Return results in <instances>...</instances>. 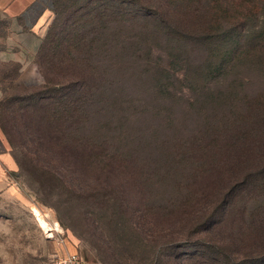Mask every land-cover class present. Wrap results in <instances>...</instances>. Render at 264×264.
Instances as JSON below:
<instances>
[{"label":"rangeland","instance_id":"obj_1","mask_svg":"<svg viewBox=\"0 0 264 264\" xmlns=\"http://www.w3.org/2000/svg\"><path fill=\"white\" fill-rule=\"evenodd\" d=\"M213 1L55 0L33 76L15 85L10 72V93L48 96L44 72L55 67L61 74L88 79V86L90 82L93 86L85 94L87 121L80 120L74 127L79 130L62 132L56 127L58 140L39 142L112 143L143 166L146 176L160 174L157 170L170 163L174 167L181 163L191 173L195 165L191 161L200 158L201 152L208 151L207 159H213L218 151L212 146L237 143L238 149L227 157L217 156L221 163L216 171H210L196 187L207 200L231 175L237 178L246 173L249 163L257 162L260 168L264 164V0H220L219 10ZM213 17H218L217 25L209 23ZM233 18L241 19V24L236 25ZM252 47L260 48L254 57L249 56ZM13 138L17 147L35 143L16 131ZM257 143L263 145L255 147ZM238 151L246 153L244 158L238 157ZM10 152L15 162L23 163L20 147ZM178 152L186 154L188 161L176 157ZM37 158L50 162L44 154ZM16 165L8 172V180L0 181V264H52L62 245L45 237L42 219L58 223L67 249L77 252L82 264H103L80 236L90 229L95 241L102 234L112 242L110 232L105 225L102 232L88 223L84 226L82 217L95 226L100 212L81 206V187L51 192L33 182L36 174ZM59 173L72 178L63 170ZM237 194L234 212L228 215V209L224 214L222 210V219H227L214 229L223 246L231 248L234 239L235 255L250 250L244 248L248 243L264 238L261 231H246L264 219V193ZM212 236L205 230L193 239L217 243L218 238L210 241ZM176 243L170 257H162L165 264H185L197 247ZM177 255L180 259L172 260Z\"/></svg>","mask_w":264,"mask_h":264},{"label":"trees","instance_id":"obj_2","mask_svg":"<svg viewBox=\"0 0 264 264\" xmlns=\"http://www.w3.org/2000/svg\"><path fill=\"white\" fill-rule=\"evenodd\" d=\"M219 1H213L216 8L220 5ZM52 3L55 9V0H52ZM209 21L211 25H217L219 19L213 17ZM233 22L237 25L241 24L242 20L233 18ZM47 37L48 33L41 47ZM259 50L260 48L254 50L253 55L251 52L249 56L254 57ZM237 56L238 54L234 59ZM87 80L77 79L75 73L61 74L58 67H55L51 68L50 72H44V87L50 93L48 96L30 93L16 97L10 93L11 87L7 86L0 101V129L11 150L20 147L23 151V163L18 160L16 162L21 169L37 175L33 182L51 192L59 191V188L80 186L78 191H82L79 192L81 206L100 212V224H90L88 217H82V222L84 226L88 223L96 229H100L101 225L107 226L112 242L102 238V234L95 241L90 229H86L90 239L88 234L80 237L101 256V262L132 264V260L139 259L136 264H165L162 257H170L172 246L176 245V242H186L197 247L190 256L188 255L185 264H264V238L258 239L255 244L248 243L244 248L248 247L250 250L235 255L234 250L238 245L234 239L229 248L223 246L220 235L214 233L217 225L227 219H222L224 210L228 209V215L234 212L232 207L238 192L243 191L244 195L249 196L264 193V164L256 168L259 165H255L257 162L249 163L251 168L242 176L236 178L231 175L213 197L214 200H207L202 193L198 194L196 188L205 175L216 171V166L221 163L219 155L227 157L230 152L238 149L237 143L227 141L229 147L227 145L224 148L212 146L211 149L218 151L214 152L216 155L213 154V159H207L208 151L203 154L201 152L200 158L191 161L195 164L191 173L189 169H184L181 163L176 167L170 163L157 170L160 174L150 173L146 176L142 171L143 166L126 156V152L112 146V143L39 142L48 138L58 140L59 137L54 135L56 127L62 132L71 128L76 132L79 129L74 127L80 120L83 123L87 121L89 113L85 94L87 89L93 86V82L88 86ZM22 87L25 91L26 87ZM3 115H6V118ZM14 131L35 143H18L17 147L13 141ZM259 144L263 145L257 143L254 146L258 147ZM31 147L34 151H31ZM245 147L248 148L247 145ZM40 154L48 156L50 162H39L37 156ZM245 154L238 151L239 158H244ZM176 157L186 161L189 159L186 154L179 152ZM13 158L15 159L14 156ZM241 166H246V163ZM61 170L72 178H63L59 173ZM261 216L264 218L263 212ZM263 220L258 227L253 226L252 229L250 224L246 228L247 233H250V230L264 233ZM205 230L211 231L213 235L210 241L219 239L217 243L208 242L201 237L193 239V236L205 234ZM243 234L241 230L240 235ZM166 237H171L170 241L160 243L161 239ZM167 251L169 255L164 256ZM174 258L178 261L180 255L173 256L172 260Z\"/></svg>","mask_w":264,"mask_h":264},{"label":"crops","instance_id":"obj_3","mask_svg":"<svg viewBox=\"0 0 264 264\" xmlns=\"http://www.w3.org/2000/svg\"><path fill=\"white\" fill-rule=\"evenodd\" d=\"M52 18V0H0V101L11 73L15 85L32 78ZM16 166L0 129V181L8 180V172Z\"/></svg>","mask_w":264,"mask_h":264},{"label":"built area","instance_id":"obj_4","mask_svg":"<svg viewBox=\"0 0 264 264\" xmlns=\"http://www.w3.org/2000/svg\"><path fill=\"white\" fill-rule=\"evenodd\" d=\"M41 221L44 222V225L42 223L40 224V226L45 237L49 240H56L59 244L62 245L61 250L53 255L52 264H82V260L78 256L77 252L67 249L66 242L64 238H62L63 232L60 229L58 223L49 220L47 221L44 219H42Z\"/></svg>","mask_w":264,"mask_h":264},{"label":"bare ground","instance_id":"obj_5","mask_svg":"<svg viewBox=\"0 0 264 264\" xmlns=\"http://www.w3.org/2000/svg\"><path fill=\"white\" fill-rule=\"evenodd\" d=\"M42 222V221H41ZM43 225H44V222H43Z\"/></svg>","mask_w":264,"mask_h":264}]
</instances>
